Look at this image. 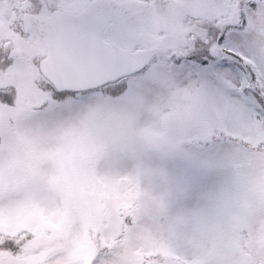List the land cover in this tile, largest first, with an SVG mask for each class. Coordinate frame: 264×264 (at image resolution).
I'll list each match as a JSON object with an SVG mask.
<instances>
[{"label": "snow or ice", "instance_id": "obj_1", "mask_svg": "<svg viewBox=\"0 0 264 264\" xmlns=\"http://www.w3.org/2000/svg\"><path fill=\"white\" fill-rule=\"evenodd\" d=\"M0 264H264V0H0Z\"/></svg>", "mask_w": 264, "mask_h": 264}]
</instances>
